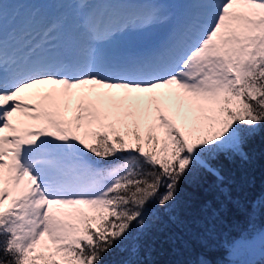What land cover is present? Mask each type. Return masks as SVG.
<instances>
[{"label": "snow or ice", "instance_id": "snow-or-ice-1", "mask_svg": "<svg viewBox=\"0 0 264 264\" xmlns=\"http://www.w3.org/2000/svg\"><path fill=\"white\" fill-rule=\"evenodd\" d=\"M191 2L205 10L177 28L159 9L88 17L51 61L0 56V264H143L181 182L247 159L264 128V0ZM157 26L164 39L130 44ZM210 251L195 264H217Z\"/></svg>", "mask_w": 264, "mask_h": 264}, {"label": "trees", "instance_id": "trees-1", "mask_svg": "<svg viewBox=\"0 0 264 264\" xmlns=\"http://www.w3.org/2000/svg\"><path fill=\"white\" fill-rule=\"evenodd\" d=\"M101 1L130 12L155 7L152 0ZM45 2L54 5L60 20L73 19L65 0H0V8L5 11L14 9L13 6L18 8L19 15L9 23L19 16L22 22L28 15L38 21L46 14ZM186 3L183 24L195 18L188 15L194 3L191 0ZM244 151L247 159L218 156L211 161L222 180L202 172L195 183L181 182L175 205L161 211L158 221L150 224L144 235V250L140 256L143 264H195L209 249L211 259L217 264H264V244L259 254L254 253L255 242L250 239L244 249H232L243 235L264 228V128L245 145ZM208 207H223L224 211L213 216L205 210ZM117 259L116 254L104 258L105 264Z\"/></svg>", "mask_w": 264, "mask_h": 264}, {"label": "rangeland", "instance_id": "rangeland-1", "mask_svg": "<svg viewBox=\"0 0 264 264\" xmlns=\"http://www.w3.org/2000/svg\"><path fill=\"white\" fill-rule=\"evenodd\" d=\"M65 1L70 5V10L75 15V18L72 20V22L66 23L67 27L69 28V36L67 40L61 39L59 25L58 27H56L55 25L57 24L55 23L57 22H55L53 19L43 17L37 25V23L30 24L29 21H27L26 24H21L19 18L16 17L17 19L15 21L9 23V20L12 17H15V15H19L17 14L18 8L16 6H13L14 9H8L7 11L0 8V56H3L5 58H9L7 56L15 58L14 60L16 61L17 66L19 67V64L22 65L23 70L34 66L38 63V61L40 63L41 59H43V61L45 62L51 61L52 55L55 57L56 54L66 48L69 43L78 40L82 37L84 22L88 17L108 18L129 14H140L151 9H159L161 13L167 15L171 19V27H177V20H173L169 7L167 5H164L162 2H159L160 0H152V2L155 4V7H145L142 11H134L133 13L120 11V9L116 10V7L109 6L101 0L95 1L94 3H89L93 0H88L87 3H83L82 0ZM205 7L206 6L204 5L194 3L193 8L191 11H189L188 15L196 17L205 10ZM49 20L50 22H48L47 24V21ZM49 23H52L53 25L50 28V33L47 32L45 37L49 38L50 40L43 42L41 51H36L38 47L32 49L30 48V45H21L25 38L32 37L36 40L37 36H41V32L47 30V26L49 25ZM179 23L180 21H178V25ZM163 31L166 35L168 29L159 26L153 27L143 32H135L129 34L128 40L130 44L135 47L146 42L150 46L156 43L158 40L165 38L162 37L159 39L157 37L158 34ZM153 35H156V37L152 39L151 36ZM142 41L145 42L141 43ZM24 46H26L27 48L25 53L23 49ZM47 52L48 54H50V59L48 58ZM23 54H26V56L22 61L21 59L23 58ZM41 54H43V56H41ZM250 234L251 235H243L240 240H237L233 244L232 249H244V245H246L247 242L249 243L250 239L251 241L254 240L255 242V245L253 246L254 253L259 254V252L262 250V244H264V239L261 238L262 235H264V228L260 227L259 230L253 229L250 231ZM245 238L246 240L244 241L243 239Z\"/></svg>", "mask_w": 264, "mask_h": 264}]
</instances>
